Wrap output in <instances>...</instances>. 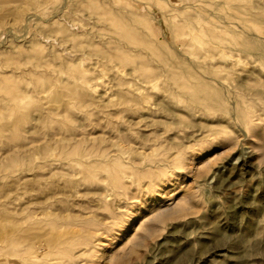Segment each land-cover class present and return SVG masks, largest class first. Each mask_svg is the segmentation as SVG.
<instances>
[{
  "label": "rangeland",
  "instance_id": "rangeland-1",
  "mask_svg": "<svg viewBox=\"0 0 264 264\" xmlns=\"http://www.w3.org/2000/svg\"><path fill=\"white\" fill-rule=\"evenodd\" d=\"M0 264H264V0H0Z\"/></svg>",
  "mask_w": 264,
  "mask_h": 264
},
{
  "label": "bare ground",
  "instance_id": "bare-ground-1",
  "mask_svg": "<svg viewBox=\"0 0 264 264\" xmlns=\"http://www.w3.org/2000/svg\"><path fill=\"white\" fill-rule=\"evenodd\" d=\"M30 18V17H29ZM215 45H217V46H220L221 44V42L220 41H218V40H213L212 41ZM235 45H236V43L235 42H229V45H225V46H227V48H232V49H235ZM205 78H206V80H211V77L210 76H205ZM216 82H218L216 79H214ZM60 145H57V149H58V147H59ZM54 147H51V146H47V145H42L41 146V151L43 152V154H50V155H54V156H56L55 155V153L53 152V149ZM110 149H111V147L110 146H105L103 149H102V153H103V155L105 156V154L108 152V151H110ZM54 156H50L48 159H47V161H49V163H53V162H59V159L58 158H55ZM61 160V159H60ZM76 160H79V158L78 159H75V161ZM74 161V159H68V160H61V164H63V165H67V166H73V164H72V162ZM81 162H85V161H82L81 160ZM102 193V191H101V189H99V192H93V193H91L92 195H100V197H101V195L103 194H101ZM105 197V196H104ZM98 234H105V228H103V229H101V230H98L97 231V235ZM98 242H97V245H99V246H103L104 245V243L103 242H101V240H97ZM97 245H94V246H92V247H96ZM15 244H14V242H13V240H12V238H10V253H9V255H10V259H9V262L11 261V259H12V257H14L13 258V260H20V261H23L24 259H25V257L27 256V259L29 260V261H35L37 258H38V251H34L33 253L32 252H30V250L28 249L27 250V252H26V249H27V247H26V249H25V253H27L26 254V256L25 255H23L22 253H21V251L19 252V251H15ZM102 249V248H101ZM101 249H99L98 250V253H99V255L101 256V255H103L104 253H103V250H101ZM96 252H97V249H96ZM32 253V254H31ZM18 256V257H17Z\"/></svg>",
  "mask_w": 264,
  "mask_h": 264
}]
</instances>
